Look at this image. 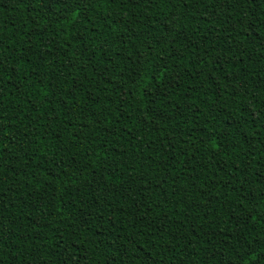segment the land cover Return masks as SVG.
<instances>
[{"label": "trees", "instance_id": "1", "mask_svg": "<svg viewBox=\"0 0 264 264\" xmlns=\"http://www.w3.org/2000/svg\"><path fill=\"white\" fill-rule=\"evenodd\" d=\"M0 264H264V0H0Z\"/></svg>", "mask_w": 264, "mask_h": 264}]
</instances>
